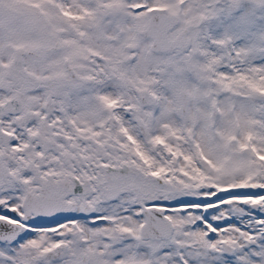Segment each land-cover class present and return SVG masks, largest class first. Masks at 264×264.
<instances>
[{
  "label": "snow or ice",
  "instance_id": "6c2138e0",
  "mask_svg": "<svg viewBox=\"0 0 264 264\" xmlns=\"http://www.w3.org/2000/svg\"><path fill=\"white\" fill-rule=\"evenodd\" d=\"M0 264H264V0H0Z\"/></svg>",
  "mask_w": 264,
  "mask_h": 264
}]
</instances>
